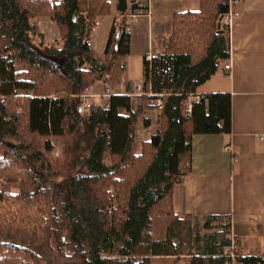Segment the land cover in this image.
<instances>
[{
	"label": "trees",
	"instance_id": "16d2710c",
	"mask_svg": "<svg viewBox=\"0 0 264 264\" xmlns=\"http://www.w3.org/2000/svg\"><path fill=\"white\" fill-rule=\"evenodd\" d=\"M118 7L99 56L90 35L111 13L108 0H0V264H264L243 254L229 215L180 217L174 207V188L192 171V136L231 131L228 93L188 111L229 58L230 0L173 15L163 51L144 57L139 102L111 95L108 107L86 109L81 94L109 83L130 53L127 0ZM39 16L54 20L58 40L39 30ZM153 101L159 130L139 152L136 126ZM57 143L63 156L52 159Z\"/></svg>",
	"mask_w": 264,
	"mask_h": 264
},
{
	"label": "crops",
	"instance_id": "0c3cea01",
	"mask_svg": "<svg viewBox=\"0 0 264 264\" xmlns=\"http://www.w3.org/2000/svg\"><path fill=\"white\" fill-rule=\"evenodd\" d=\"M108 1L111 13L95 19L99 23L94 25L90 35L91 46L99 56L105 50L111 27L121 18L119 0ZM136 1L127 0V14L135 9ZM199 8L200 0H154L149 15L142 16V20L127 19L130 53L121 58L118 70L124 69V61L134 47L147 44L146 48L140 47L143 78L135 84L129 81L117 91H114V80L96 84L91 89L92 97H104L106 107L111 95H128L138 102L143 93L144 57L163 51V42L172 31L175 13ZM231 8L240 16L229 28V58L195 93L199 99L213 93L230 94L231 131L192 136V171L175 186L174 207L180 217L229 215L232 236L238 239L243 254L264 255V142L258 138L264 133V0H235ZM104 19H107L106 24L98 35V27ZM33 21L47 38L53 41L60 38L52 18L39 16ZM227 63L231 66L228 70L224 67ZM194 101H197L196 96L191 95L189 103ZM150 106L157 108L159 118L157 101ZM147 118L150 124L144 125L142 120L138 130L140 142L149 141L158 131H150L155 124ZM227 146L231 149H226Z\"/></svg>",
	"mask_w": 264,
	"mask_h": 264
},
{
	"label": "rangeland",
	"instance_id": "374dc122",
	"mask_svg": "<svg viewBox=\"0 0 264 264\" xmlns=\"http://www.w3.org/2000/svg\"><path fill=\"white\" fill-rule=\"evenodd\" d=\"M152 2H154V0ZM141 18H142V16L139 17V19H141ZM106 20L107 19H104L103 23L98 27V33H97L98 35L100 33V30H102V27L106 24ZM98 35H97V37H98ZM47 39L49 41L53 42V38L48 37ZM140 45L138 47H134L131 55L126 57V59L124 61V69L121 70V68H120V70H118L117 75H114V77L111 79L110 82H112L113 80L115 82V85H114L115 90H114V88H111L110 85H107L108 88L111 89L112 91L113 90L117 91L116 89H119V87L124 86L129 81L133 82L135 84L136 82H140V80L143 78V57H142L143 54L141 55L140 47L146 48L147 44L140 43ZM52 82H53V79L52 80L48 79L43 85L40 84V88L42 90H46L47 89V85L46 84L49 85ZM99 83H103V82H98L97 84H99ZM104 84H108V83H104ZM94 86H92V87H94ZM92 87L89 88L90 92H91ZM103 99H105V98L102 97V96H99V97H96V98L92 97L91 98L92 104H99V103L106 104V102ZM156 109H157L156 107H154V106L152 107V106L149 105V108H145V110L141 114V117L138 120V123H137V126H136V133H137L136 134V139H137V141H136V144H135V149L137 151H139V152L141 151V145H140L141 142H140V139H138L139 138L138 130L140 129L141 121L143 120V117L144 116L145 117H150V119L154 122L153 124H155V125L150 130L151 132H154L155 130L156 131L159 130V118H158ZM62 156H63L62 145L60 143H57L55 145V150L51 153V158L52 159H56V158H61ZM105 161H106V163L110 164L111 163L110 157L107 156ZM12 191L13 192H17L18 190L16 188H13ZM52 243H53V246H56V240L55 239H53ZM169 262L172 263V264H184L183 261H175V262H173V259H170Z\"/></svg>",
	"mask_w": 264,
	"mask_h": 264
},
{
	"label": "built area",
	"instance_id": "2783aa9c",
	"mask_svg": "<svg viewBox=\"0 0 264 264\" xmlns=\"http://www.w3.org/2000/svg\"><path fill=\"white\" fill-rule=\"evenodd\" d=\"M153 0H137L136 3L138 4V7L130 11L128 14H126V17L128 20H136L141 16L149 15V7L150 4ZM235 0H230V9L229 11L222 17V24L227 26L228 28L231 27L233 22L237 17L240 16L239 12L234 11L231 7L234 4ZM83 15L85 16L86 20L88 21L87 18V12H84ZM120 19L116 21L115 25L118 24ZM99 23L98 20L94 21V25H97ZM225 69L228 70L231 68L230 63H227L224 65ZM196 96V99L198 100L200 98L199 95L193 94ZM81 96L85 99V108H89L92 105V94L90 92L89 88H86L85 91L81 94ZM192 108V103L188 104V111H190ZM259 140L264 142V133L260 134L258 136ZM226 149H231L230 146H227ZM235 251H234V245L232 246V251H231V256L234 258L235 257Z\"/></svg>",
	"mask_w": 264,
	"mask_h": 264
},
{
	"label": "water",
	"instance_id": "95a60500",
	"mask_svg": "<svg viewBox=\"0 0 264 264\" xmlns=\"http://www.w3.org/2000/svg\"><path fill=\"white\" fill-rule=\"evenodd\" d=\"M219 26H221V23L219 24Z\"/></svg>",
	"mask_w": 264,
	"mask_h": 264
}]
</instances>
